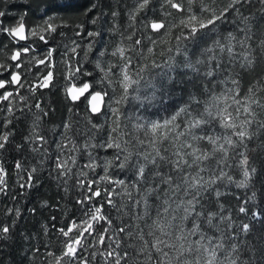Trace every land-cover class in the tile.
Returning <instances> with one entry per match:
<instances>
[{"label": "snow or ice", "instance_id": "obj_1", "mask_svg": "<svg viewBox=\"0 0 264 264\" xmlns=\"http://www.w3.org/2000/svg\"><path fill=\"white\" fill-rule=\"evenodd\" d=\"M221 2L223 8L214 0H20L6 11L0 0V35L17 44L30 32L42 42L23 44L0 63L8 73L0 78V194L9 195L5 157L12 151L33 154L14 164L27 175V183L17 181L21 189L38 187L47 172L63 189L61 200L76 193L66 224L56 215L41 223L43 253L35 244L21 249L28 264L41 255L40 264H264V233L255 243L241 238L264 225V191L257 195V164L249 158L264 153V26L245 10L251 0ZM257 3L264 16V0ZM13 12L19 15L6 19ZM76 12L85 19L56 22ZM29 13L42 23L30 20L26 28ZM228 21L236 27L221 31ZM173 28L175 43L154 53ZM93 52L94 68L82 71ZM150 69L159 71L148 76ZM157 77L170 85L159 94ZM58 87L67 116L56 122L47 94H35ZM161 113L168 115L156 119ZM21 118L28 127L18 137ZM230 185L251 191L233 205L223 199L234 195L225 191ZM41 206L55 207L61 220L69 211L59 202ZM6 214L12 219L0 222V241L10 245L20 205Z\"/></svg>", "mask_w": 264, "mask_h": 264}, {"label": "trees", "instance_id": "obj_2", "mask_svg": "<svg viewBox=\"0 0 264 264\" xmlns=\"http://www.w3.org/2000/svg\"><path fill=\"white\" fill-rule=\"evenodd\" d=\"M226 2V0H225ZM20 3V0H5L4 8L5 10L9 9H14L16 8ZM214 4L216 7L223 8L225 5L224 3L221 2V0H214ZM123 7V5H121ZM259 5L257 3V0H251V2L247 5H245V10L246 9H253V12L255 13L256 16V22L264 26V16H260L258 12H256V8H258ZM19 13L13 12L10 13L6 19H15ZM55 15V14H54ZM139 15V14H138ZM229 16H231V12L228 13ZM122 17L127 20V13H123ZM84 20L85 17L81 15L79 12L74 13L71 17L66 16L65 14H60L56 16V22L61 23V22H69L71 23L73 20ZM31 20V26L35 27L37 23H42L37 21L35 18L31 17V14L29 13L28 16L25 18V25L26 27L29 26V21ZM14 26V25H12ZM236 27V24L232 21H228L226 24L221 26V31L223 29L227 28L228 30H232ZM253 31H255V27H253ZM177 32V29L173 28L172 33L167 36V37H160L158 46L157 48L154 49V53H159L161 51L166 50L169 46L175 43L174 41V36ZM158 35V34H154ZM239 35L238 34V38ZM11 38H5V36L0 35V42H3V47L0 48V63H9L10 56L11 54L20 49V46L23 44H35L33 45L34 47L36 44H41L38 40V37H33L32 35L28 39L26 43H17V44H12ZM190 48H194V44H189ZM11 49V51H9ZM79 51V50H78ZM31 55V53H29ZM94 55L93 53H89V60L84 63L82 71L85 69L91 70L94 68V64L92 63V57ZM157 60L159 62H163V59L165 57H161L157 55ZM23 59V55H22ZM179 59V58H178ZM11 63H18V62H11ZM27 63V61H26ZM35 71V69H33ZM159 71L158 69H150L149 72H146V75L150 76L152 72ZM179 75L178 79H184L186 81L185 86L189 87L190 90H193L191 88V84L187 82V77L184 75L183 71L178 70ZM95 75V73H93ZM8 75L7 72L0 71V78H3L4 76ZM79 75V74H77ZM90 79L89 77H82L83 80ZM23 80V77H22ZM64 83L63 78H61V85ZM156 83H157V94H159L160 91H163L164 88H170V85L168 84L167 80L164 77H157L156 78ZM163 85V87H162ZM10 87H16V86H10ZM3 91V90H0ZM24 90L21 89V92ZM145 91V90H142ZM41 93L47 94L45 97H42L43 99H46L47 101H50L51 106L55 108V113L52 114V118L56 121L59 122L63 119L66 118L67 116V107H66V102L64 101V90L62 87H58L56 89L55 93H49L48 89H38L37 93L35 95L39 96ZM261 95H264V92L260 93ZM182 93L177 94V98L182 96ZM185 99L187 97H184ZM83 99V98H82ZM159 104L155 105V107H158ZM125 109H127L129 106L125 105ZM149 111H154L155 108H149ZM14 112L16 110L14 109ZM16 115L19 116V113L16 112ZM94 115V114H93ZM168 113H161V116L155 117L156 119H161L164 116H167ZM95 116V115H94ZM11 118V117H9ZM2 123V121H0ZM28 127L27 124L23 122V118L17 121V136L19 137L21 134L22 130H26ZM260 140H264V135H262ZM257 141L254 139L252 142L249 143V148H254L256 146ZM32 153L30 151L28 152H23L21 154L20 152H9L7 156L5 157L6 159V171H7V176H6V183L9 188V195L4 196L0 194V222H5L8 220H11L12 217L7 215V209L12 208L14 210L15 206L17 204L20 205L22 215L19 217L14 233H15V238L9 245L7 241H0V245H4L3 250H0V261L3 262V264H28V259L23 258V253L21 249L25 248L27 245L35 244L37 247L41 248V253H43L44 249L41 246V241H47L48 236H42L40 233L43 231L41 229V223H48L49 218L52 215L57 216V220L60 222L61 225L66 224L68 222L69 218L73 217V213L76 211V208L73 206L72 201L74 195H76L75 192H70L67 197H65L64 200H61L60 198L64 196L63 189H57L54 186V182L50 179L47 178V172L42 173V176L44 177L38 187H32V188H24L21 189L19 187V184L17 181L27 183V175L26 172L21 169V170H16L14 168V164L17 161H21L22 163H26L29 159L32 158ZM15 158V159H14ZM249 158L252 160L253 158L256 160L257 164V175L255 177V183L256 187L258 189L257 195L259 196V193L261 191H264V175H261V169H264V153H262L259 149H257L254 152H249ZM38 161L32 160V166H36ZM78 163H81L78 161ZM100 169H97V172H99ZM237 175V178L239 176L238 173H234ZM21 177H23V180H21ZM71 184V181L69 182ZM103 183V182H102ZM225 191H230L234 195H229L223 197V199L230 200L232 201V204H236V197H239L240 200L242 201L244 199V194L245 193H250L251 189H239L236 188L235 185H230L228 189ZM14 193H19L22 195H18L15 201H12L9 199V196H11ZM47 200L50 205H55L56 202H59L62 206L67 207L69 211L66 213L64 218L61 220V212L58 211L55 207L52 208L50 211L48 208L42 207V202ZM35 208L36 211L35 213H30L27 210ZM115 214V213H114ZM243 215V214H241ZM52 231H49V236L51 235ZM25 232V233H33L36 235V238L34 240H29V241H24L20 236L19 233ZM261 233H264V225H260L257 222V227L255 229V234L250 233L247 237H241L242 239H247L252 243H255L256 240L259 238V235ZM58 243V242H57ZM237 251L242 252V257H249V253L247 251H243L242 249L237 248ZM43 260V256H40V259L36 261V264H40V261ZM249 264H252L251 258H249ZM256 264H260V261L257 260Z\"/></svg>", "mask_w": 264, "mask_h": 264}, {"label": "water", "instance_id": "obj_3", "mask_svg": "<svg viewBox=\"0 0 264 264\" xmlns=\"http://www.w3.org/2000/svg\"><path fill=\"white\" fill-rule=\"evenodd\" d=\"M26 35H27V39L25 41H20V43H25L28 40V33H26ZM102 111H103V109H102ZM94 115H98V114H94Z\"/></svg>", "mask_w": 264, "mask_h": 264}, {"label": "rangeland", "instance_id": "obj_4", "mask_svg": "<svg viewBox=\"0 0 264 264\" xmlns=\"http://www.w3.org/2000/svg\"><path fill=\"white\" fill-rule=\"evenodd\" d=\"M30 36H31V34H30V32H28V39L30 38Z\"/></svg>", "mask_w": 264, "mask_h": 264}]
</instances>
